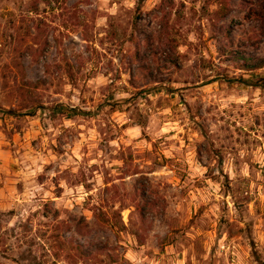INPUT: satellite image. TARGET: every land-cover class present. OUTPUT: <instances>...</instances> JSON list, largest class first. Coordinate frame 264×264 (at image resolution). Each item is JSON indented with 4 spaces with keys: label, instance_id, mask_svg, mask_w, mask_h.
I'll return each mask as SVG.
<instances>
[{
    "label": "rangeland",
    "instance_id": "1",
    "mask_svg": "<svg viewBox=\"0 0 264 264\" xmlns=\"http://www.w3.org/2000/svg\"><path fill=\"white\" fill-rule=\"evenodd\" d=\"M223 1L0 0V264H264V67L226 53L264 34Z\"/></svg>",
    "mask_w": 264,
    "mask_h": 264
},
{
    "label": "trees",
    "instance_id": "2",
    "mask_svg": "<svg viewBox=\"0 0 264 264\" xmlns=\"http://www.w3.org/2000/svg\"><path fill=\"white\" fill-rule=\"evenodd\" d=\"M243 2H247V0H242ZM228 6L225 0L222 3V10L220 11V17L224 16L228 12ZM246 15H253L259 22V26L261 27L262 34H264V0H256L253 4L249 5L245 11ZM226 53L230 58L236 61L238 68L244 70H252L255 68L264 67V56H260L251 52H247L239 47L232 48L230 45L227 48ZM247 81L248 84H254L264 86V76H259L253 82H249V80H241ZM73 249L77 252L79 257H89V256H98L100 253H107V248L104 244L99 242H90V244L85 245L82 243H76L73 245Z\"/></svg>",
    "mask_w": 264,
    "mask_h": 264
}]
</instances>
